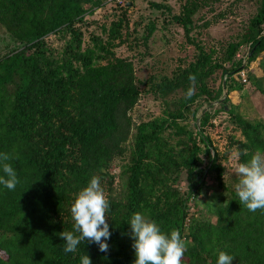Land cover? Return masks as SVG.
Segmentation results:
<instances>
[{
    "label": "trees",
    "instance_id": "obj_1",
    "mask_svg": "<svg viewBox=\"0 0 264 264\" xmlns=\"http://www.w3.org/2000/svg\"><path fill=\"white\" fill-rule=\"evenodd\" d=\"M259 1L242 40L227 46L230 66L222 68L217 90H210L206 83L217 64H211L209 54L189 37L193 10L184 8L172 15V21L196 45L197 58L175 76L153 84V90L188 92L194 87L196 91L180 98L176 108L167 107L162 115L136 125L133 150L122 169L127 192L123 199L107 198L109 251L101 252L95 243L84 241L76 253L66 254L58 233L73 230L70 206L74 197L93 175L112 184L109 166L122 152L121 142L131 123L127 111L140 91L132 63L116 57L106 43L95 38L94 46L82 48L77 24L104 5L100 0H0V23L21 45L0 57V153L12 157L9 163L19 179L14 191L0 185V264H80L84 254L92 264H133L128 222L136 212L155 220L165 233L178 229L182 238L190 239L182 264H215L218 250L234 256L233 264H264V211H249L235 192L216 207L215 222L188 223L185 232L189 198L201 192L205 175L214 173L217 185L224 187V166L204 134L217 110H204L199 123L191 126L189 104L201 95L208 103H220L219 109L227 112L241 134V138L229 137L238 162L247 161L258 149L264 151V124L244 118L227 96L222 97L224 86L228 95L243 83L233 77L243 65L235 57L240 44L249 43L248 62L264 50V0ZM121 21L113 23V37H119ZM57 32L70 37L55 54L46 36ZM102 58L104 64L99 63ZM195 114L194 109L192 117ZM166 131L182 137L171 143ZM202 153L207 157L204 167ZM180 169L187 173L186 196L173 184V173ZM0 175H4L2 170Z\"/></svg>",
    "mask_w": 264,
    "mask_h": 264
},
{
    "label": "rangeland",
    "instance_id": "obj_2",
    "mask_svg": "<svg viewBox=\"0 0 264 264\" xmlns=\"http://www.w3.org/2000/svg\"><path fill=\"white\" fill-rule=\"evenodd\" d=\"M259 5V0H134L126 9L113 4L101 5L86 14L84 21L77 24L82 33V48L94 46V39L99 38L116 57L125 58L132 63L135 83L140 91L137 102L127 111L131 123L128 134L121 142L122 152L112 159L109 166V174L113 177L112 184L108 186L105 181H100L107 198L123 199L127 192V175L122 169L127 166L133 150L136 125L162 115L167 107L176 108L180 98H187L196 91L194 87L188 92L181 89L169 93L153 90V84L159 83L163 78L175 76L178 70L188 67L197 58L196 45L188 40L183 27L172 21V15L182 13L184 8L193 10L190 16L189 37L209 54L211 64H217L206 81L210 90H217L223 80L222 68L230 66V61L226 58L227 46L242 40L244 29L257 12ZM119 19L122 20L120 25H117L120 35L113 37L110 31L113 23ZM150 27H153L152 31L149 30ZM261 33L264 34V25ZM69 37L67 32L51 33L46 36V42L50 50L58 54ZM19 47H21L19 40L0 23V57ZM248 51L249 43L243 42L235 55L236 59H242L243 62L241 69L233 74L237 82H243L241 88L237 87V90L230 91L227 95L224 86L222 97L227 96L229 103L235 105V111L244 118L264 124V93L261 91L264 88V50L249 62ZM100 52L104 54V51ZM105 62V58L99 59V63ZM241 72L245 75V81L240 75ZM219 106L220 103L217 101L208 103L205 95L196 97L188 106L187 121L191 126L199 123L204 110L211 112L217 110L204 134L209 136L219 154V161L224 166V187L217 185L214 173L205 175L201 192L189 198L187 215L189 220H186L185 224L187 233L188 223H196L199 220L215 222L216 207L235 192L234 184L237 178L232 174V170L238 160L229 137L241 138V134L227 112L219 109ZM194 109L196 114L192 117ZM164 135L174 144L182 137L169 131ZM198 144L203 147L201 142ZM201 156L204 167L207 157L204 153ZM173 177L176 189L186 196L188 192L186 170L175 171ZM189 240L188 238V244Z\"/></svg>",
    "mask_w": 264,
    "mask_h": 264
},
{
    "label": "clouds",
    "instance_id": "obj_3",
    "mask_svg": "<svg viewBox=\"0 0 264 264\" xmlns=\"http://www.w3.org/2000/svg\"><path fill=\"white\" fill-rule=\"evenodd\" d=\"M189 79H194V76L190 75ZM11 159L8 153H0V170L4 174L0 175V185L14 191L19 179L9 163ZM232 174L237 178L234 190L239 203L251 212L264 211V151L258 149L247 161L238 162ZM109 209V200L104 194L100 178L93 175L75 195L70 206L73 230L58 233L64 241V252L76 253L78 246L88 241L95 243L99 251L107 253L109 245L106 241L111 235L107 220ZM128 223L135 254L133 264H182L188 242L178 229L165 233L155 220L146 218L140 212L134 213ZM233 257L218 250L217 264H231ZM80 264H92L90 256L81 255Z\"/></svg>",
    "mask_w": 264,
    "mask_h": 264
},
{
    "label": "built area",
    "instance_id": "obj_4",
    "mask_svg": "<svg viewBox=\"0 0 264 264\" xmlns=\"http://www.w3.org/2000/svg\"><path fill=\"white\" fill-rule=\"evenodd\" d=\"M104 4H113L116 6H126L130 0H100ZM242 79L245 81V75L243 72L240 73Z\"/></svg>",
    "mask_w": 264,
    "mask_h": 264
},
{
    "label": "water",
    "instance_id": "obj_5",
    "mask_svg": "<svg viewBox=\"0 0 264 264\" xmlns=\"http://www.w3.org/2000/svg\"><path fill=\"white\" fill-rule=\"evenodd\" d=\"M128 4H131V2H129ZM128 4H126L128 6Z\"/></svg>",
    "mask_w": 264,
    "mask_h": 264
}]
</instances>
